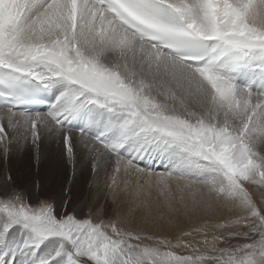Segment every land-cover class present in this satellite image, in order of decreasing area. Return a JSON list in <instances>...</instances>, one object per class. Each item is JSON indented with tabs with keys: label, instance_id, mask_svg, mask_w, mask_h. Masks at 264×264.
<instances>
[{
	"label": "snow or ice",
	"instance_id": "1",
	"mask_svg": "<svg viewBox=\"0 0 264 264\" xmlns=\"http://www.w3.org/2000/svg\"><path fill=\"white\" fill-rule=\"evenodd\" d=\"M42 130L127 211L5 182L0 264H264V0H0V152Z\"/></svg>",
	"mask_w": 264,
	"mask_h": 264
},
{
	"label": "rangeland",
	"instance_id": "2",
	"mask_svg": "<svg viewBox=\"0 0 264 264\" xmlns=\"http://www.w3.org/2000/svg\"><path fill=\"white\" fill-rule=\"evenodd\" d=\"M56 144L61 145V151L42 155L41 150L37 149L29 136L27 143L22 141L21 146L14 147L8 158H5L0 152V177L6 170L8 176L12 178L9 182L11 184L14 182V186L25 191L39 185L43 188L45 195L54 201L57 211L62 199L72 197L76 202L87 200L89 206H99L101 216L108 219L114 220L123 216L128 207L127 199L121 197L123 180L126 177H121L119 187L110 195V177L113 172L111 166L106 169L101 167L99 175H96L92 169L94 154L90 155L82 146H78L75 172L73 173L72 165L68 162L63 145L59 142ZM142 164H146L145 161H142ZM0 183L2 182L0 181ZM51 183H55L54 188L50 187ZM117 197H121L119 203ZM84 211L86 213L87 208ZM193 227H196V224L185 223L181 230H189ZM175 235L176 233L173 232V239ZM202 238V236H195L197 240ZM184 239L191 240L193 238L184 237Z\"/></svg>",
	"mask_w": 264,
	"mask_h": 264
},
{
	"label": "bare ground",
	"instance_id": "3",
	"mask_svg": "<svg viewBox=\"0 0 264 264\" xmlns=\"http://www.w3.org/2000/svg\"><path fill=\"white\" fill-rule=\"evenodd\" d=\"M51 91L53 92L54 96H56V94H57L56 89H51ZM45 111H47V110H42L40 112H45ZM23 132H24V130L20 129V133L23 134ZM56 142H58V141L55 138L51 137L47 132L42 130L41 131V140L39 141V149L41 150V154L47 155V154H53V153H57L58 151H61V145L56 144ZM144 161H146V160H144ZM151 161L154 162V168H156L158 170H162V171L164 170V166L166 164V161L162 162L161 160H158V159L157 160H151ZM47 164H48V162H47ZM7 177H8L7 171L4 170L3 173L1 174V177H0V181L2 182V183H0V185L4 184L5 182H8L9 184H11L9 181H7ZM50 185H51L50 187H52V188L55 187L54 186L55 183H51ZM14 187H16V186H14ZM56 188H57V186H56ZM34 189H35V187H32V188L27 189L26 191L32 192L33 196L35 197L36 192ZM65 201H66V198L61 200L59 207H57V208H59L57 212L63 211ZM26 259L27 258L24 256H17L15 258V260L11 261V264H26Z\"/></svg>",
	"mask_w": 264,
	"mask_h": 264
}]
</instances>
